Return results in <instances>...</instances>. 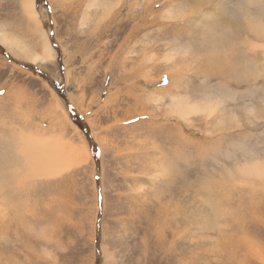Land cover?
Segmentation results:
<instances>
[{"label": "rangeland", "instance_id": "rangeland-1", "mask_svg": "<svg viewBox=\"0 0 264 264\" xmlns=\"http://www.w3.org/2000/svg\"><path fill=\"white\" fill-rule=\"evenodd\" d=\"M88 1L0 0V264H264V0Z\"/></svg>", "mask_w": 264, "mask_h": 264}, {"label": "bare ground", "instance_id": "bare-ground-1", "mask_svg": "<svg viewBox=\"0 0 264 264\" xmlns=\"http://www.w3.org/2000/svg\"><path fill=\"white\" fill-rule=\"evenodd\" d=\"M26 1V0H25ZM90 1V0H89ZM87 2V4H86V6H85V10H84V15H83V18H85L86 17V15H87V12H88V8L93 4V3H91V2ZM117 2H120V0H117ZM34 0H28V2L26 3L27 4V9H28V11L31 13V15H35L36 14V10H35V8H34ZM168 14H170V12H168ZM182 16H184V14L182 15ZM171 18H174V17H171ZM179 18V17H178ZM177 18V19H178ZM175 20V19H174ZM257 23H259V22H257ZM249 26H250V28H251V25H250V23L248 24ZM252 29V28H251ZM254 30L257 32V34L258 35H261L263 32H264V27L263 26H257V27H255L254 28ZM261 40H262V38H261ZM0 43L2 44V45H5L6 44V37L2 34V33H0ZM35 60H37L36 61V63L39 65V66H41V67H43V68H45L46 70H48V71H50V72H52L51 70H52V63H53V55H52V48H51V46L48 44V43H46V46L44 47V50L42 51V53L41 54H39V56H36L35 58H34ZM216 63V62H215ZM214 65V64H213ZM213 67V66H212ZM215 67V66H214ZM214 67H213V69H214ZM210 69H212V68H210ZM157 99V98H156ZM202 100V99H201ZM207 100V99H206ZM205 100V103L207 102ZM181 101V100H180ZM214 101V100H213ZM215 102V101H214ZM181 103V102H180ZM177 104H179V103H177ZM202 104V103H201ZM208 104V103H207ZM206 104V107L207 106H209V105H207ZM215 104V103H214ZM216 104H217V101H216ZM205 106V105H204ZM214 105L212 104L211 106H209V110H210V112H209V114L211 113V112H213V110H214V107H213ZM198 108L200 107V106H197ZM198 108H195V105H194V107L193 108H189V107H187V106H183V107H179L178 109H177V113L181 116V115H183V114H187L188 115V113H190V112H194V111H197V110H199ZM216 108H218V106L216 107ZM215 108V109H216ZM204 109H205V107H204ZM201 112L203 111V109L202 110H200ZM208 111V110H207ZM208 113V112H207ZM64 149H66V148H64ZM70 150V149H69ZM77 152V154L75 153V151H71V152H69V156L68 157H72L73 158V156L76 154V155H78L76 158H74V160L73 161H75L77 158H79L82 154L83 155H85L86 153H87V151H86V149L85 148H82V150L80 151V152H78V151H76ZM56 154V153H55ZM57 155H62V154H57ZM255 166L253 167V168H251V169H249L248 171H252V172H254L256 175H257V173H260L262 170H260V168L262 167V169H264V165H259V164H254ZM242 171L244 172H246L247 173V170H246V165H245V167L242 169ZM264 173V172H263ZM254 174V175H255ZM255 175V176H256ZM259 175H261V174H259ZM264 175V174H263ZM262 177V176H261ZM255 178V177H254Z\"/></svg>", "mask_w": 264, "mask_h": 264}, {"label": "trees", "instance_id": "trees-1", "mask_svg": "<svg viewBox=\"0 0 264 264\" xmlns=\"http://www.w3.org/2000/svg\"><path fill=\"white\" fill-rule=\"evenodd\" d=\"M66 103H67V108H68V111H69L71 117L74 120L79 121V124L81 127L83 125V129H84V132L86 133V136L88 138V143H89L90 147L91 148L95 147L96 144L93 141V138L88 134L87 127H85L84 124L81 125V123H80V122H83L82 117L78 113H76L75 109L67 101H66ZM94 152H95V150H94Z\"/></svg>", "mask_w": 264, "mask_h": 264}, {"label": "snow or ice", "instance_id": "snow-or-ice-1", "mask_svg": "<svg viewBox=\"0 0 264 264\" xmlns=\"http://www.w3.org/2000/svg\"><path fill=\"white\" fill-rule=\"evenodd\" d=\"M166 79V78H165ZM137 119H139V117H137ZM97 155H99V153H97Z\"/></svg>", "mask_w": 264, "mask_h": 264}]
</instances>
